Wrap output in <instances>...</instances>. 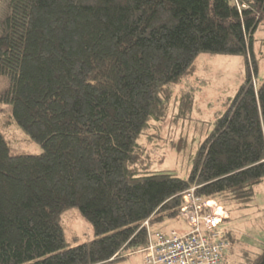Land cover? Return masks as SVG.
<instances>
[{
    "label": "trees",
    "instance_id": "trees-1",
    "mask_svg": "<svg viewBox=\"0 0 264 264\" xmlns=\"http://www.w3.org/2000/svg\"><path fill=\"white\" fill-rule=\"evenodd\" d=\"M263 18L264 0H8L0 74L9 87L0 101L43 151L14 154L0 130V264H116L147 244L148 225L180 215L193 186L226 211L247 206L264 179V77L254 49ZM204 51L243 54L245 78L191 153L188 176L148 173L139 138L153 121L191 117L188 77ZM187 145L183 136L172 142ZM70 207L95 233L71 246L61 223ZM221 232L230 249L232 231ZM239 249L243 264H264V248Z\"/></svg>",
    "mask_w": 264,
    "mask_h": 264
},
{
    "label": "rangeland",
    "instance_id": "rangeland-1",
    "mask_svg": "<svg viewBox=\"0 0 264 264\" xmlns=\"http://www.w3.org/2000/svg\"><path fill=\"white\" fill-rule=\"evenodd\" d=\"M8 0H0V22L6 10ZM254 49L258 60L257 78L264 77V18L254 33ZM246 58L243 54H226L204 51L198 54L194 61V72L188 79L195 87L194 108L190 118L168 117L160 123L153 121V126L139 138L145 141L147 152L151 157L149 172L169 170L186 177L191 170V153H194L200 141L212 128V122L217 112L225 109L224 102L233 96L246 74ZM185 82V81H184ZM177 84L171 102L170 115L177 111V101L180 88L186 83ZM9 87L7 74H0V95ZM155 123V124H154ZM0 130L5 135L11 152L40 153L43 147L15 123L11 118V104L0 101ZM153 138H149V136ZM186 137L188 145L182 151L176 150L172 142L179 137ZM209 208L217 214L225 213L217 208V203L209 200ZM225 218L220 224L221 230L232 231V246L226 259L230 264H243L238 254L239 247H244L253 255L264 248V179L257 187L255 197L247 206L232 203L228 207ZM220 211H218V210ZM225 210V209H224ZM221 214V215H223ZM61 223L68 245H75L95 236L91 222L77 207H70L62 212ZM153 230H162L170 234L172 230L185 232L190 227L180 214L176 217L156 220L152 224ZM126 252V251H125ZM116 264H147L144 252L135 250L127 254L126 258Z\"/></svg>",
    "mask_w": 264,
    "mask_h": 264
},
{
    "label": "built area",
    "instance_id": "built-area-1",
    "mask_svg": "<svg viewBox=\"0 0 264 264\" xmlns=\"http://www.w3.org/2000/svg\"><path fill=\"white\" fill-rule=\"evenodd\" d=\"M237 1V0H236ZM195 188L184 192L180 214L190 229L185 232L149 228L148 242L141 249L147 264H221L230 247L228 238L222 235L220 223L226 216L212 212L209 200L195 195ZM219 208V207H217Z\"/></svg>",
    "mask_w": 264,
    "mask_h": 264
},
{
    "label": "bare ground",
    "instance_id": "bare-ground-1",
    "mask_svg": "<svg viewBox=\"0 0 264 264\" xmlns=\"http://www.w3.org/2000/svg\"><path fill=\"white\" fill-rule=\"evenodd\" d=\"M210 202V201H209ZM218 210V209H217ZM218 211H220V210H218Z\"/></svg>",
    "mask_w": 264,
    "mask_h": 264
}]
</instances>
